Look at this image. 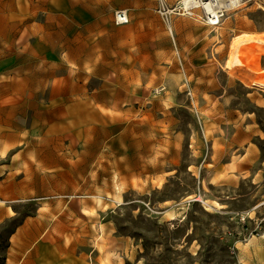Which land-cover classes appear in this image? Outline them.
<instances>
[{"label":"rangeland","instance_id":"rangeland-1","mask_svg":"<svg viewBox=\"0 0 264 264\" xmlns=\"http://www.w3.org/2000/svg\"><path fill=\"white\" fill-rule=\"evenodd\" d=\"M118 4L129 23L117 64L90 65L73 40L61 79L3 89L0 264L12 229L81 258L96 246L119 264H257L264 0H241L218 28L172 17V35L156 0Z\"/></svg>","mask_w":264,"mask_h":264},{"label":"crops","instance_id":"crops-1","mask_svg":"<svg viewBox=\"0 0 264 264\" xmlns=\"http://www.w3.org/2000/svg\"><path fill=\"white\" fill-rule=\"evenodd\" d=\"M118 7V0H0V106L7 104L3 89L8 81L33 92L34 87L39 89L41 80L50 83L61 79L56 77L54 68L64 66L69 71L66 64L75 63L69 59L76 54L77 46H71L73 40L83 41L85 45L80 47L87 51L80 55L89 58L90 65L117 64L119 28L125 26L113 22L112 15ZM0 112L4 114L0 118V132H7V108H0ZM256 151L246 146L244 156H256ZM15 236L18 239L13 241ZM19 238L18 231L11 234L4 264H119L112 258L106 262L96 246L90 248L94 257L87 259L81 258L82 253L65 252L55 244ZM262 249L264 242L257 248V264L264 260L260 257Z\"/></svg>","mask_w":264,"mask_h":264},{"label":"built area","instance_id":"built-area-1","mask_svg":"<svg viewBox=\"0 0 264 264\" xmlns=\"http://www.w3.org/2000/svg\"><path fill=\"white\" fill-rule=\"evenodd\" d=\"M156 12L167 27V32L172 35L170 21L172 17H184L199 22L208 28H218L226 13L235 10L241 0H178L174 5L167 6L165 0H156ZM115 25H126L129 17L126 9H116L113 12ZM239 221H244L246 215L238 214Z\"/></svg>","mask_w":264,"mask_h":264},{"label":"bare ground","instance_id":"bare-ground-1","mask_svg":"<svg viewBox=\"0 0 264 264\" xmlns=\"http://www.w3.org/2000/svg\"><path fill=\"white\" fill-rule=\"evenodd\" d=\"M235 61L240 63V60L238 58H236ZM259 83L264 86V82H259ZM174 219H175V216L173 214H170L169 220H174Z\"/></svg>","mask_w":264,"mask_h":264},{"label":"trees","instance_id":"trees-1","mask_svg":"<svg viewBox=\"0 0 264 264\" xmlns=\"http://www.w3.org/2000/svg\"><path fill=\"white\" fill-rule=\"evenodd\" d=\"M14 226H15L14 228H16L17 224L14 225ZM13 232H14V229H12L11 231H9V236H10ZM7 247H8V244H7ZM4 260H5V258H4ZM3 264H4V262H3Z\"/></svg>","mask_w":264,"mask_h":264}]
</instances>
